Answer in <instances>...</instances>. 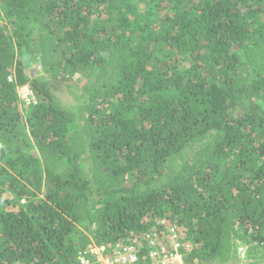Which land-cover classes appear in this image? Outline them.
<instances>
[{"label":"trees","instance_id":"trees-1","mask_svg":"<svg viewBox=\"0 0 264 264\" xmlns=\"http://www.w3.org/2000/svg\"><path fill=\"white\" fill-rule=\"evenodd\" d=\"M257 100L264 0H0V264H77V225L108 245L164 220L184 264L264 239Z\"/></svg>","mask_w":264,"mask_h":264},{"label":"built area","instance_id":"built-area-1","mask_svg":"<svg viewBox=\"0 0 264 264\" xmlns=\"http://www.w3.org/2000/svg\"><path fill=\"white\" fill-rule=\"evenodd\" d=\"M13 75L8 77L9 81ZM25 93L20 94L21 91ZM24 104L35 103L34 94L28 85L17 88ZM162 231L148 232L142 238L134 237L129 241L115 244H100L91 240L76 252L77 264H184L183 255L190 250V244L180 239L179 231L173 224L164 220ZM247 246H237L238 258L246 262Z\"/></svg>","mask_w":264,"mask_h":264},{"label":"rangeland","instance_id":"rangeland-1","mask_svg":"<svg viewBox=\"0 0 264 264\" xmlns=\"http://www.w3.org/2000/svg\"><path fill=\"white\" fill-rule=\"evenodd\" d=\"M250 71L251 69L249 70V72L243 73L239 78V82H242L246 79V82H249ZM85 82L86 79L83 77V75H74L73 79L68 82V85L58 92V98L61 100V103L64 106H69L73 109H79L82 106L81 87ZM23 93H25L24 90L20 92V94ZM257 103L261 104L264 107V100H257ZM79 124L80 122L78 120V125ZM83 163L86 164V166L88 165L87 160H84ZM83 163L82 165L86 167ZM76 231L77 234L75 243L77 245V250L83 246H86V244L93 240L86 225H77ZM237 242L238 241H234V245L232 243L227 260L223 264H237L236 262H233L234 257L236 258L235 248L237 246ZM247 246V254L249 258L246 259V262H240L238 264H264V239L250 241L249 243H247Z\"/></svg>","mask_w":264,"mask_h":264},{"label":"water","instance_id":"water-1","mask_svg":"<svg viewBox=\"0 0 264 264\" xmlns=\"http://www.w3.org/2000/svg\"><path fill=\"white\" fill-rule=\"evenodd\" d=\"M42 67L40 65H38V69H41Z\"/></svg>","mask_w":264,"mask_h":264}]
</instances>
